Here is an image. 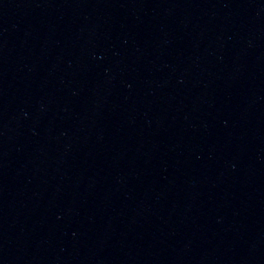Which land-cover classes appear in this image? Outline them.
<instances>
[{"label":"water","instance_id":"1","mask_svg":"<svg viewBox=\"0 0 264 264\" xmlns=\"http://www.w3.org/2000/svg\"><path fill=\"white\" fill-rule=\"evenodd\" d=\"M0 264H264V0H0Z\"/></svg>","mask_w":264,"mask_h":264}]
</instances>
